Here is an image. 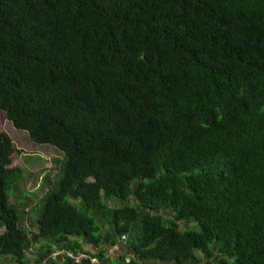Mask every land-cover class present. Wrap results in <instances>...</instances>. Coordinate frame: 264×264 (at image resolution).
<instances>
[{
	"label": "trees",
	"instance_id": "1",
	"mask_svg": "<svg viewBox=\"0 0 264 264\" xmlns=\"http://www.w3.org/2000/svg\"><path fill=\"white\" fill-rule=\"evenodd\" d=\"M0 111V260L264 264V0H0Z\"/></svg>",
	"mask_w": 264,
	"mask_h": 264
},
{
	"label": "rangeland",
	"instance_id": "2",
	"mask_svg": "<svg viewBox=\"0 0 264 264\" xmlns=\"http://www.w3.org/2000/svg\"><path fill=\"white\" fill-rule=\"evenodd\" d=\"M0 129L6 131L12 138L15 147L22 151L20 154L21 166L25 172V181L21 184V189L33 192L44 185V181H53L58 178L63 164V154L52 145H40L34 143L28 134L24 130L17 129L6 117V113L0 111ZM47 181V182H48ZM47 188L45 183L44 190ZM43 193L33 194L34 201H37ZM32 205L27 207L30 210ZM32 220H35L37 216V209L30 212ZM30 221L28 222V227ZM3 229L0 228V234ZM124 244V242H122ZM121 244V245H122ZM89 248V247H88ZM123 251L122 249H120ZM122 253V252H121ZM121 253H114L113 248L110 249L106 256L112 259L123 258L129 251H123ZM57 256V255H56ZM123 256V257H122ZM7 261V260H6ZM4 259L1 258L0 264H7ZM212 264V262L205 261L204 264Z\"/></svg>",
	"mask_w": 264,
	"mask_h": 264
},
{
	"label": "built area",
	"instance_id": "3",
	"mask_svg": "<svg viewBox=\"0 0 264 264\" xmlns=\"http://www.w3.org/2000/svg\"><path fill=\"white\" fill-rule=\"evenodd\" d=\"M66 259L71 261V264H81L84 260H90L92 264H95L98 262L97 258L92 257L90 254H82V253H73L70 251H65L62 253ZM129 261V258L126 257L123 259L122 262L127 263Z\"/></svg>",
	"mask_w": 264,
	"mask_h": 264
},
{
	"label": "crops",
	"instance_id": "4",
	"mask_svg": "<svg viewBox=\"0 0 264 264\" xmlns=\"http://www.w3.org/2000/svg\"><path fill=\"white\" fill-rule=\"evenodd\" d=\"M122 242H120L118 245H116L115 247H113V251H114V253H116V254H118V253H121V254H123V251H125V248H124V244H122ZM88 248V247H87ZM120 249H122L123 251H121ZM128 254H130V252L128 253ZM128 254L126 255L125 254V256L123 257V259L124 258H126V257H128ZM57 255V256H56ZM61 253L60 252H57L56 254H55V257H58L57 259H59V258H61ZM59 261H60V263L62 262V259H59Z\"/></svg>",
	"mask_w": 264,
	"mask_h": 264
}]
</instances>
